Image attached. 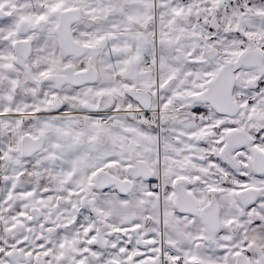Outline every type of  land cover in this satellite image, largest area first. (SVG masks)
I'll use <instances>...</instances> for the list:
<instances>
[{
	"label": "snow or ice",
	"instance_id": "1",
	"mask_svg": "<svg viewBox=\"0 0 264 264\" xmlns=\"http://www.w3.org/2000/svg\"><path fill=\"white\" fill-rule=\"evenodd\" d=\"M0 264H264V0H0Z\"/></svg>",
	"mask_w": 264,
	"mask_h": 264
}]
</instances>
